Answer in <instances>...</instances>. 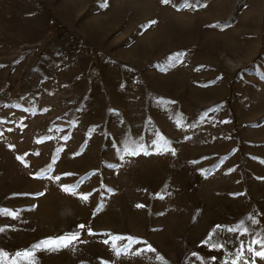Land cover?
Wrapping results in <instances>:
<instances>
[{"label":"rangeland","instance_id":"obj_1","mask_svg":"<svg viewBox=\"0 0 264 264\" xmlns=\"http://www.w3.org/2000/svg\"><path fill=\"white\" fill-rule=\"evenodd\" d=\"M185 3L0 0L5 264H264V0Z\"/></svg>","mask_w":264,"mask_h":264},{"label":"snow or ice","instance_id":"obj_2","mask_svg":"<svg viewBox=\"0 0 264 264\" xmlns=\"http://www.w3.org/2000/svg\"><path fill=\"white\" fill-rule=\"evenodd\" d=\"M163 2L165 4H168L170 2V0H163ZM186 7H191V4L185 3ZM182 53H177L174 57H172L171 59L179 61L180 58L182 57ZM2 67V66H0ZM143 150V145L140 146V148H138L135 152H132L130 154L133 155H137L140 153V151ZM163 150V149H161ZM145 154H148L145 150ZM66 175H71V174H66ZM56 179H60L59 177H57ZM80 183H83V181H79L76 185H64L62 187V190L64 191H69L71 192L73 195L77 194V189ZM38 195H43V193H40ZM90 194H81V199L83 200H87L89 198ZM138 207H140V205H138ZM0 215H7V216H11L13 218H15L16 216H18V213L13 212L12 210H7V209H0ZM249 219H251V217H249ZM243 223V222H241ZM80 229H83L85 226L84 225H78L77 226ZM218 228L221 226H217ZM4 229L0 228V231H3ZM89 234L93 235L94 233L89 229ZM228 232H232V233H237L240 231V225H237L236 227H232V228H228L227 229ZM243 231L246 233L248 230L247 228H244ZM115 239L119 240V239H128L130 244L131 243H139L140 241L136 240L133 237H116ZM79 240V233H69L66 234L62 237L59 238H55V239H49V240H45V241H41L39 243H37L36 245L33 246V249L35 250H47V251H57L61 248H66L69 247L71 245H74L75 242H77ZM105 243H109V241H105ZM253 244L256 245H260L262 249H264V239L262 240H254L252 242ZM212 247L214 248H218V247H222V245H217V244H213ZM243 249H244V245L241 244L240 245V253H239V259L243 258ZM150 251H155V249H152L149 246ZM249 251H252L254 253V255L256 257H259L261 259H264V250H256L255 248H249ZM117 255H120V251L118 250L116 252ZM17 256H20L22 259L28 261V264H37L36 262V255H35V251L32 250H25L23 252H19L16 254ZM8 258V254L3 252L2 250H0V264H5L6 260ZM160 259H163L162 257ZM239 259L234 261L233 264H239Z\"/></svg>","mask_w":264,"mask_h":264}]
</instances>
